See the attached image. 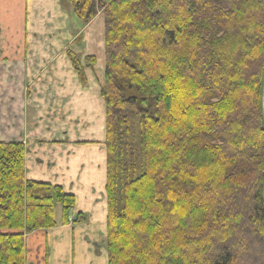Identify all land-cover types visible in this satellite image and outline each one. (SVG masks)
<instances>
[{
  "label": "trees",
  "instance_id": "obj_1",
  "mask_svg": "<svg viewBox=\"0 0 264 264\" xmlns=\"http://www.w3.org/2000/svg\"><path fill=\"white\" fill-rule=\"evenodd\" d=\"M69 2L104 14L108 264H264V0ZM25 152L0 141V264L76 202Z\"/></svg>",
  "mask_w": 264,
  "mask_h": 264
},
{
  "label": "crops",
  "instance_id": "obj_2",
  "mask_svg": "<svg viewBox=\"0 0 264 264\" xmlns=\"http://www.w3.org/2000/svg\"><path fill=\"white\" fill-rule=\"evenodd\" d=\"M40 1L38 17L24 14L22 4L17 23L0 8V141L24 143L26 180L60 185L81 199L72 219L81 212L107 224L106 110L100 94L105 21L97 16L80 20L69 0ZM24 3L27 10L30 0ZM87 56H95L94 65L87 66ZM99 114L103 125L96 129ZM56 222L26 234L27 264H106L93 258L86 245L77 246L84 234L80 222L63 223L62 210Z\"/></svg>",
  "mask_w": 264,
  "mask_h": 264
},
{
  "label": "rangeland",
  "instance_id": "obj_3",
  "mask_svg": "<svg viewBox=\"0 0 264 264\" xmlns=\"http://www.w3.org/2000/svg\"><path fill=\"white\" fill-rule=\"evenodd\" d=\"M46 2L50 4L49 0H47V1L45 0L43 3L45 4ZM22 4H24V14L26 11H28L31 14V17L32 16L38 17L37 11H39V14L41 13L40 12V4H42V2L40 0H30V7L27 10H25L24 0H0V8L2 10H4L6 8L5 12L6 11L8 12V13H6L7 19L11 16L10 19L16 21L15 23L18 22L17 14H18V12H20V8L22 10ZM99 12L102 13L101 10ZM96 16L99 17L98 21H100L101 23L104 22L103 16H101L100 14H97ZM0 18L3 19L4 18L3 15L0 16ZM80 125L82 126L83 124H80ZM80 125H78V126H80ZM102 125H103V119L101 118V114H99L97 117L96 129H100L102 127ZM84 126H85V124H84ZM84 129H86V128H84ZM80 131H81V129L79 128L75 131L74 135H72L75 140H78L75 137H77V135ZM85 145H88L87 147H92L90 145V143H85ZM79 202H81V199H76L75 206H78ZM99 202L100 201H98L97 203H99ZM95 204H96V202H95ZM81 206H83V205H81ZM99 207H100V205H96L95 209H100ZM60 211H61V205L57 204L56 205V214ZM86 217L88 218L87 222H91V223L88 224L87 222H85V223L80 222L77 224V226L79 228H80V226L82 227V232H84V234H83V236L81 234L80 236L77 237L76 244H77V246L86 245L87 248L92 251L91 254H92L93 258H95L98 261H102V260L105 261L106 260V264H107V262H108V251H107V245H106V236H107L106 221H102L100 219H97L96 221H94V220H92V219H94V216H92L90 218L88 216V214H86ZM101 235H103L104 237H102Z\"/></svg>",
  "mask_w": 264,
  "mask_h": 264
},
{
  "label": "water",
  "instance_id": "obj_4",
  "mask_svg": "<svg viewBox=\"0 0 264 264\" xmlns=\"http://www.w3.org/2000/svg\"><path fill=\"white\" fill-rule=\"evenodd\" d=\"M261 100H262V112H263V118H264V73H263V80H262Z\"/></svg>",
  "mask_w": 264,
  "mask_h": 264
}]
</instances>
